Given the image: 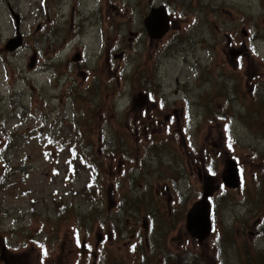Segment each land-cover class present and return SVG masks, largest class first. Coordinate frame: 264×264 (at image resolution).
<instances>
[{
    "label": "rangeland",
    "instance_id": "374dc122",
    "mask_svg": "<svg viewBox=\"0 0 264 264\" xmlns=\"http://www.w3.org/2000/svg\"><path fill=\"white\" fill-rule=\"evenodd\" d=\"M232 160L239 187L222 182ZM206 192L198 240L185 216ZM253 262L264 0H0V264Z\"/></svg>",
    "mask_w": 264,
    "mask_h": 264
},
{
    "label": "water",
    "instance_id": "95a60500",
    "mask_svg": "<svg viewBox=\"0 0 264 264\" xmlns=\"http://www.w3.org/2000/svg\"><path fill=\"white\" fill-rule=\"evenodd\" d=\"M16 18V29L18 30V18ZM144 25L150 39H159L162 37L169 28V14L166 7L160 5L152 7L148 15L144 18ZM21 35L18 33L16 36L7 40L5 49L8 51H14L22 44ZM230 163V164H229ZM229 171L225 170L222 173V182L227 187L239 186V177L237 172V166L234 161L228 162ZM227 173V175H226ZM207 192L202 195L201 199L194 202L186 213L185 223L186 228L193 232V235L198 240H203L210 233L211 221H210V205L207 201Z\"/></svg>",
    "mask_w": 264,
    "mask_h": 264
},
{
    "label": "flooded vegetation",
    "instance_id": "af4514ba",
    "mask_svg": "<svg viewBox=\"0 0 264 264\" xmlns=\"http://www.w3.org/2000/svg\"><path fill=\"white\" fill-rule=\"evenodd\" d=\"M239 57L241 58V56H239ZM236 64H237V67H239L240 65H242V61H241V60H237V61H236ZM149 95H151L150 92H148V93H146V94H144V95L142 94L140 100H141L142 102H144V101H145V102L149 101V100H148V99H149Z\"/></svg>",
    "mask_w": 264,
    "mask_h": 264
},
{
    "label": "trees",
    "instance_id": "16d2710c",
    "mask_svg": "<svg viewBox=\"0 0 264 264\" xmlns=\"http://www.w3.org/2000/svg\"><path fill=\"white\" fill-rule=\"evenodd\" d=\"M251 260V259H250ZM252 263V262H251ZM253 264H254V262H253Z\"/></svg>",
    "mask_w": 264,
    "mask_h": 264
}]
</instances>
